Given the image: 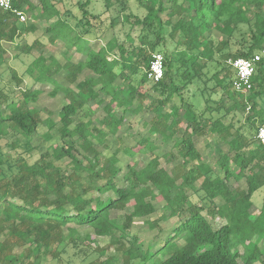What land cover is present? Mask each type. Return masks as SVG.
Listing matches in <instances>:
<instances>
[{"label":"trees","instance_id":"1","mask_svg":"<svg viewBox=\"0 0 264 264\" xmlns=\"http://www.w3.org/2000/svg\"><path fill=\"white\" fill-rule=\"evenodd\" d=\"M137 1L147 13L124 18L139 30L138 45L129 46L112 36L93 47V40L99 39L96 20L101 15L89 10L91 0L78 1L81 16L73 18L74 24L69 19L72 14L61 11L56 0H15L14 6L34 19L25 29L14 13L0 9V65L8 56L5 43L15 44L24 31L34 33L42 23L50 44L62 42L82 57L77 63L62 64L55 55L41 53L28 68L30 75H36V84L52 87L51 98L63 95L57 120L54 111L35 106L41 88L24 90L20 99L0 94V140H9L7 146L18 154L12 160L0 152L1 264L18 260L31 264V257L39 258L41 251L49 254L54 244L65 240L64 229L72 239L77 227L111 237L123 251L122 264H264V200L258 213H252L253 196L264 187V146L257 140L264 122V61L258 64L254 87L246 94L232 88L235 71L228 63L264 49V0ZM104 4L108 9L115 5L128 9L126 0H104ZM36 48L44 52L46 45L36 40L24 46L28 53ZM162 51L164 78L154 83L146 72L153 55ZM217 53L223 62L212 77L222 95L217 102L207 99V104L216 106L198 113L184 93L194 83L207 84L205 69L216 61ZM62 71L74 88L55 79ZM13 77L18 85L23 83L14 72ZM133 77L141 78L139 85ZM201 92L205 94L206 88ZM146 101L150 103L145 107ZM94 106L102 107V118L75 124L80 110ZM144 111L151 114L143 122L151 136L173 146L141 169L132 160L122 174L118 153L103 157L97 145L116 136L127 116ZM245 112V124L237 127L236 113ZM226 115H233L228 124L222 121ZM97 125L102 127L96 131ZM40 126L47 128V140L59 126L62 141L34 162L20 151L18 135L29 141ZM203 137L220 148L228 147V152L218 151L215 166L204 160L197 147V139ZM25 147L29 149L28 142ZM157 148L155 141L144 138L123 152L135 159ZM65 159L71 173L57 165ZM232 179L244 181L246 189L230 188ZM118 180L125 185L119 186ZM94 190L99 195L89 196ZM106 193L113 195L104 198ZM195 195L203 205L194 201ZM155 202H165L171 216L181 221L175 238H182L184 244L175 251L173 239L158 251H144L138 238L127 234L135 218L146 219L157 212ZM127 208L132 211L120 225L111 212ZM209 218L222 221L221 226L215 228ZM16 247L26 250L17 255Z\"/></svg>","mask_w":264,"mask_h":264},{"label":"rangeland","instance_id":"2","mask_svg":"<svg viewBox=\"0 0 264 264\" xmlns=\"http://www.w3.org/2000/svg\"><path fill=\"white\" fill-rule=\"evenodd\" d=\"M33 1L37 3V0ZM56 1L59 2L58 7L61 11H65L66 9L69 10L72 14V17L69 19L71 23L74 24V19L81 16V12L78 7L79 0ZM126 5L128 7L126 11H123V5H115L114 7L108 9L104 4V0H91L89 10L96 15H101L100 19L96 20V23L100 28L98 35L100 41L96 42V40H93V47L104 45L106 41L112 38V36H115L119 42H124L128 46L131 44L138 45L139 30L136 27H133L130 23H127L124 18L131 14L144 17L147 12L137 0H126ZM33 22L34 19L28 16L27 22L21 25V27L25 29ZM112 24L114 26H112ZM43 25V23L39 24L38 30L34 33L24 31L21 38L18 39L15 44H4V47L8 52V56L6 62H2L3 64L0 65V94H5L14 99H20L21 93L24 90L29 88H41L43 94L40 97V101L35 106L41 110L45 108L54 111L55 114L53 115V118L57 120V112L63 102V95L59 94L57 98H51L49 93L52 90V87H42L36 84L34 81L36 75H30L28 68L41 53H44L46 57L49 55H55L62 64L66 63V61H78L82 57L77 55L74 49L68 50L67 47H64L62 42L55 45L50 44L49 34L44 32ZM244 32H246V30H244ZM87 38L92 37L87 36ZM36 40H39L42 45H46L44 52H41L40 49L37 48L30 53L25 51L24 46H31ZM239 46L240 45H237L235 48L239 49ZM161 53L164 54L163 51ZM215 59L216 61L209 62L207 68L205 69V73L207 75L204 76L203 79L207 80V84L204 86V83L202 82L194 83L184 93V96L195 104L198 113L203 114V112L206 111L207 106H211L213 108L216 106L214 103L207 104V99L212 98L217 102L222 95V91L216 86L217 79L212 76L220 69L219 65L223 62V60L221 59L219 53L216 54ZM202 63H204V60ZM13 72L16 73L18 78L23 80L21 85H18L16 79L13 77ZM55 79L63 86L74 88V85H71L67 81L66 72L64 71L56 75ZM132 80L136 85H139L141 78L133 77ZM203 88H206L205 94H202L201 92ZM106 99L108 101V98ZM225 101L228 103L226 97ZM149 103L150 101H146L145 107L148 106ZM136 106L137 103H134V107ZM117 114L121 115V111L117 110ZM104 115L102 107L94 106L92 109L86 107L79 111L75 119V124H77L80 120H95L97 118H102ZM41 116L43 119L47 118V114L44 111H42ZM247 116L248 112L236 113L235 121L237 127L245 124ZM150 117L151 114L148 111L127 116L126 123L123 124L116 136L110 135L103 145H97V148L103 157H110L114 153H118V157L120 159L118 165L122 169V174L127 170V165L132 160L137 161L138 168L141 169L149 162L150 159L156 156L161 157L172 148V143L164 145L160 139H156L151 136L149 127L145 126L143 123ZM232 117L233 115L222 116V121L225 124H228ZM101 127V125H97L95 130L97 131V129H100ZM58 129L59 126L51 132V140H47L44 137V133L47 131L45 126H40L29 141H27V139H25L22 135H18V139L22 145L20 151L27 156L29 155L28 159L31 161L35 162L39 160L41 155L50 150L51 146L61 143L62 138ZM247 129L248 128L246 127V130ZM144 138H151L156 142L158 148L155 152L147 151L143 156H136L135 159H132L131 156L123 152L124 148L134 147L139 140ZM27 142L29 143V149L25 147ZM77 142L80 143V141ZM8 143L9 140L7 139L0 140V152L13 157L12 160L17 159L18 154L9 149L7 146ZM197 145L204 160L213 166H215L218 151L228 152V147L226 145H223L220 148L212 139L207 137L197 139ZM77 148L81 152L80 148ZM24 150H26V153ZM80 154L82 155V152ZM162 162L165 164L166 160L163 159ZM68 163L69 160L65 159L61 162H57V165L62 167V169L66 172L71 173L72 168L68 166ZM117 184L119 186L125 185V183L120 180L117 181ZM229 186L230 188L236 190L246 189L244 181L237 182L234 179L229 182ZM186 191L191 193L189 188H186ZM98 195L99 193L95 190L89 193V196L91 197H97ZM111 195L113 194L106 193L103 197L107 198ZM193 199L195 202L203 205V203L199 201L197 195H195ZM263 200L264 187L259 189L253 196L254 207L252 209V213H258V209L262 206ZM155 203L158 206L157 212L146 219L135 218L131 228L127 230V234L138 238L140 246L144 251L149 249L158 251L166 244L167 241H171L173 239L175 245L172 248V251H175L184 244V240L182 238H175V230L179 227L181 221L178 217L171 216V211L166 207L165 202ZM131 211L132 208L112 211L111 217L115 219L118 224L123 225L126 222V217L131 213ZM209 220L215 228L220 227L222 224V221L220 220L214 221L211 218H209ZM147 221H149V223H147ZM64 233L66 235L65 240L59 244H54L51 247L49 254L45 255L44 252L41 251L39 258L33 256L29 262L31 264H122L123 251L118 248L119 244L117 242L112 243L111 237L96 236L93 229L89 227H77V233L74 234L72 239L66 229H64ZM122 242L127 248L130 246V242L128 240H122ZM25 250V248L16 247L14 249V253L21 255ZM15 264H22V260L16 261ZM132 264H138V261L133 262Z\"/></svg>","mask_w":264,"mask_h":264},{"label":"built area","instance_id":"3","mask_svg":"<svg viewBox=\"0 0 264 264\" xmlns=\"http://www.w3.org/2000/svg\"><path fill=\"white\" fill-rule=\"evenodd\" d=\"M15 0H0V9L6 12L14 13L19 22L24 24L27 22V15L14 6ZM264 61V49L254 54L250 58H237L229 60V64L235 71L232 81V88L236 92L248 93L254 87L253 77L256 73L257 66ZM165 59L161 53H155L150 63V68L146 72L149 81L158 83L164 78ZM257 140L264 146V122L259 125L257 131Z\"/></svg>","mask_w":264,"mask_h":264},{"label":"crops","instance_id":"4","mask_svg":"<svg viewBox=\"0 0 264 264\" xmlns=\"http://www.w3.org/2000/svg\"><path fill=\"white\" fill-rule=\"evenodd\" d=\"M97 41H100V39H98ZM78 61H75L74 63H77ZM204 138V137H203ZM208 138V137H207ZM210 139V138H209ZM169 143H172V146H173V142H169ZM163 144V143H162ZM164 145H167V144H164ZM198 147V145H197Z\"/></svg>","mask_w":264,"mask_h":264}]
</instances>
